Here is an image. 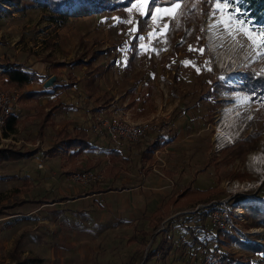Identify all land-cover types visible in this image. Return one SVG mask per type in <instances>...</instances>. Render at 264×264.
Listing matches in <instances>:
<instances>
[{
    "label": "rangeland",
    "instance_id": "1",
    "mask_svg": "<svg viewBox=\"0 0 264 264\" xmlns=\"http://www.w3.org/2000/svg\"><path fill=\"white\" fill-rule=\"evenodd\" d=\"M183 4L115 0L92 7L90 0H66L52 7L47 0H0V61L9 55L41 70V81L28 88L66 82L63 91L38 102H63L53 115L57 127L90 120L89 136L95 144L74 159L45 153L55 128L46 127L42 139L37 136L33 101H22L20 90L12 89L0 72L2 87L18 94L20 108L15 132L5 137L0 127V146L39 148L22 159L0 162V204L20 197L52 200L92 185L116 187L63 201L7 207L8 214L0 216V262H10L16 252L27 257L25 264H204L205 254L215 249L222 264H242L243 259L264 264L263 252L247 245L252 238L263 240L264 228L253 225L240 206L249 202L264 210V93L253 97L239 86L247 67L264 70V33L259 32L264 23L243 0H214L203 12L201 37L194 33L197 20L186 14ZM50 12L64 16L50 20ZM232 42L233 62L222 68L221 57L228 59L225 53ZM229 105L236 118L230 141L216 130L229 122ZM97 117L149 120L164 128L165 142L154 150L150 165H142L139 151L145 142L155 141L151 135L123 147L131 161L119 163L106 154L109 143L97 145L104 140L90 129ZM250 133L253 139L235 151L234 142ZM251 142L255 145L248 148ZM256 152L261 159L251 161ZM101 156L99 165H87L88 159L94 162ZM83 170L92 173L87 181L72 179V173ZM25 178L30 182L27 191L21 190ZM189 182L215 187L214 195L192 205L171 204L155 226L149 225L147 215ZM137 185L149 190L147 196H140ZM223 201L242 230L222 235L217 245L197 247L186 224H195L191 230L202 237L200 210L211 211ZM210 211L203 222L216 229ZM150 251L155 255H148ZM223 253L231 258L223 259Z\"/></svg>",
    "mask_w": 264,
    "mask_h": 264
},
{
    "label": "trees",
    "instance_id": "2",
    "mask_svg": "<svg viewBox=\"0 0 264 264\" xmlns=\"http://www.w3.org/2000/svg\"><path fill=\"white\" fill-rule=\"evenodd\" d=\"M48 3L52 7H56L58 5H61L63 1L66 0H47ZM115 0H98L96 2L90 0L92 7H97L98 5H108L109 3H113ZM130 0H119V3L126 4ZM176 1L184 2L183 7L186 12V14L189 15V17H194L195 21L197 20L195 26H194V33L199 34L202 37V31H203V19L202 15L203 12L207 9H211L213 7L214 0H153V4H162V3H173ZM245 3V6L248 7L249 11L256 16L259 20H262L264 23V0H243ZM95 3V4H94ZM118 3V2H117ZM185 14V15H186ZM62 12H50L48 14V17L50 20L58 21L63 17ZM187 16V15H186ZM77 61V60H75ZM54 66H60L63 65L60 62L53 63ZM0 72L3 73L7 77L8 85L14 89V90H20V99L22 101H33L31 103L32 108L34 109L33 117L39 119V126L37 129V136L42 139L45 128L48 126L54 127V134H53V142L50 146H48L45 149V153H47L50 156H66L69 159H74L78 154H80L82 151L92 148V146H95V144L92 142L88 128L84 124L75 123V122H67L61 127H57L55 120L53 119V115L55 113V110L63 103V102H55V104H52L51 106H45L44 104L38 102L40 97L48 94H56L60 91H63L67 87L66 82H58L55 81L51 84L49 87H36V88H28L27 85L32 82H39L42 79L43 72L41 70H37L33 68L30 64H26V62H16L14 59H12L9 55L4 56L0 61ZM214 83H217L218 81L219 85H222L223 83L219 80H212ZM73 83V82H72ZM239 83L241 89L248 91L255 97L256 95L259 96L262 93H264V70H260L259 68H253L247 67L244 72H241L239 76ZM58 96H56V99ZM19 114L17 112H12L9 117L7 118V121L5 125L3 126V132L2 135L7 137L11 133L15 132L17 128V124L19 123ZM252 133L248 134L239 142H234L232 147L235 149V151L242 150V144L243 142L247 144L249 141L253 139ZM39 139V140H40ZM257 140V139H256ZM141 141V139L139 140ZM165 141L161 142L160 140H151L149 142H145L144 145L140 148L139 151V160L141 161L142 165L147 164L150 165L153 162V152L156 148H158L161 144H163ZM241 145V146H240ZM255 143L251 142L249 144V147L254 146ZM39 148H36L35 150H28V149H20L17 147H11V146H0V162L2 161H16L19 159H22L26 156H29L32 154V152L38 151ZM234 151V152H235ZM106 154L110 156V159L112 160H119V163L124 164L127 161H131V158L127 156L128 154H124L122 149H116V148H107ZM103 156L97 157V159L93 162L91 160H87L88 166H97L101 162ZM29 180L27 178L23 181V189L21 190H28ZM116 187H107V188H101L97 185H92L89 188L85 190H81L82 192L73 194V195H61L53 198L52 200H48L46 197H38V198H25L20 197L18 199H13L9 203H3L0 204V216L8 214V211L6 210L7 207H14L16 205L25 204L27 202H35L38 205L41 203H45L48 201H63L68 200L70 198H75L78 196H84L88 194H94L102 191H107L109 189H114ZM215 187H206V188H199L196 186H193L191 182L186 184L177 194L171 195L166 201H164L161 205L157 206L156 209H154L149 215H147L148 224L155 226L159 220L162 219L165 211H168L170 208V205H176V206H187L192 205L197 201H205L208 198H210L212 195H214ZM237 202V201H236ZM234 203V202H229ZM238 203V202H237ZM240 206L244 209L245 214L247 217L252 219L253 225H261L264 228V210L261 209L259 206L249 203V202H243L240 203ZM227 210L229 212L230 209ZM210 209L204 208L200 210L198 219H199V226L198 230L205 231V234H203L202 237H199L196 235L193 227L195 224H192L191 222H188L186 224L188 231L193 235L192 238L194 240V243H197V247H206L208 243H212L214 245H217L222 240V235L225 236H233L234 232L229 230H222L219 228L216 229H210L208 226L206 228L205 223L203 220L208 216ZM211 212V211H210ZM191 218H187L186 221H191ZM182 222L181 224H183ZM214 225V224H213ZM146 232H149L146 231ZM242 232V231H240ZM239 232V233H240ZM209 233V235L207 234ZM242 235V234H241ZM254 235V234H252ZM200 238V239H199ZM135 240L136 237L129 238L130 241ZM133 240V241H134ZM247 245L252 248L255 251H261L263 252L261 256V260L264 261V239L257 241V239L252 238L250 241H248ZM150 256L155 255L154 252L150 251L148 252ZM13 254V255H12ZM11 254V260L10 262L2 263L0 264H25V260L27 257H21L18 253L12 252ZM224 254V253H223ZM31 259H38L33 256H29ZM231 256L229 254H224L223 259L227 258L230 259ZM234 259V258H233ZM242 264H248V260L243 259Z\"/></svg>",
    "mask_w": 264,
    "mask_h": 264
},
{
    "label": "built area",
    "instance_id": "3",
    "mask_svg": "<svg viewBox=\"0 0 264 264\" xmlns=\"http://www.w3.org/2000/svg\"><path fill=\"white\" fill-rule=\"evenodd\" d=\"M5 80L7 77L4 75ZM3 78L0 77V127L4 126L7 118L12 112L18 111V94L2 87ZM91 131L100 137L110 140L109 148L122 149L141 138L148 135L156 136L155 140H162L164 128L149 120L134 122L120 118L97 119L90 126ZM106 140V141H108ZM92 173L89 171L74 172L71 174L73 180L87 181ZM223 203V205H221ZM225 204V205H224ZM210 212V218L216 228L222 230H242L235 220L236 216L227 210L226 202H220ZM204 264H222V255L218 250L212 249L205 254Z\"/></svg>",
    "mask_w": 264,
    "mask_h": 264
},
{
    "label": "bare ground",
    "instance_id": "4",
    "mask_svg": "<svg viewBox=\"0 0 264 264\" xmlns=\"http://www.w3.org/2000/svg\"><path fill=\"white\" fill-rule=\"evenodd\" d=\"M210 30H213V29H210ZM213 45L214 44L212 43L211 46L213 47ZM233 49H235V48H234V43L232 42V44L229 47V50L225 53V56L227 58H229L233 54V52H232ZM240 55H242V52L241 51L235 53V55H234V58H235L234 62L235 61L236 62L239 61ZM236 62L233 64L235 67H236ZM237 65H238V63H237ZM225 115L229 118V122L225 125V127H222V126L216 127V130L220 134L219 136H222V137H226L227 138V136H228L227 133L230 132L228 125H230V126H232V127L235 128V124H236V118L234 117V113L232 112V106L229 105V106L226 107ZM231 133H232V137H233L234 136V133L233 132H231ZM260 157H261L260 156V152H256L255 154L252 155V157L250 158V160L251 161H257V160L261 159ZM254 166L257 167L256 165H254Z\"/></svg>",
    "mask_w": 264,
    "mask_h": 264
},
{
    "label": "crops",
    "instance_id": "5",
    "mask_svg": "<svg viewBox=\"0 0 264 264\" xmlns=\"http://www.w3.org/2000/svg\"><path fill=\"white\" fill-rule=\"evenodd\" d=\"M3 84H4V82H3ZM17 113H18V111H16ZM82 118V117H81ZM82 119H85L86 121L83 123V121L82 120H80L81 122H80V124H84L85 126H87V128H88V126L90 125V120H88L87 118H82ZM88 132H89V130H88ZM101 138V137H100ZM100 140V141H99ZM98 141H97V145L99 144V145H103L104 147H107L108 145L110 146L111 145V143H110V140H108V141H106L105 139L104 140H102V139H99ZM93 142V141H92ZM103 142V143H102ZM94 143V142H93ZM108 145H107V144ZM140 186L139 185H137L136 186V190H138V192L140 193V196H147V193L149 192V190H145L144 189V191L143 190H141V188H139ZM145 188H149L148 186H145ZM135 190V191H136ZM152 195H153V193H152ZM155 196V195H154Z\"/></svg>",
    "mask_w": 264,
    "mask_h": 264
},
{
    "label": "water",
    "instance_id": "6",
    "mask_svg": "<svg viewBox=\"0 0 264 264\" xmlns=\"http://www.w3.org/2000/svg\"><path fill=\"white\" fill-rule=\"evenodd\" d=\"M208 40H210V38L208 37ZM220 58V57H219ZM221 59H222V64H223V66H221L222 68L223 67H226V66H230L231 64H232V62H233V59H231V58H228V59H225V58H222L221 57ZM53 80H54V77H52V78H49L48 80H47V82H45L44 84L45 85H48V84H50V83H52L53 82ZM225 116V115H224ZM226 121H229V118L227 117L226 119H225ZM229 126V130H230V132H228L227 133V140L228 141H230V136H232V133L231 132H234V130H233V127L232 126H230V125H228ZM218 133V132H217ZM233 139H234V137H233ZM263 174H264V168H263Z\"/></svg>",
    "mask_w": 264,
    "mask_h": 264
},
{
    "label": "snow or ice",
    "instance_id": "7",
    "mask_svg": "<svg viewBox=\"0 0 264 264\" xmlns=\"http://www.w3.org/2000/svg\"><path fill=\"white\" fill-rule=\"evenodd\" d=\"M220 6L219 5H217V8H219ZM241 23H243V22H241ZM259 32L260 33H264V26H262L260 29H259ZM250 38V37H249ZM185 63H187V62H185Z\"/></svg>",
    "mask_w": 264,
    "mask_h": 264
}]
</instances>
